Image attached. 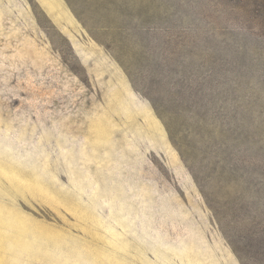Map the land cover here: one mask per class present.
I'll use <instances>...</instances> for the list:
<instances>
[{"label": "rangeland", "instance_id": "obj_1", "mask_svg": "<svg viewBox=\"0 0 264 264\" xmlns=\"http://www.w3.org/2000/svg\"><path fill=\"white\" fill-rule=\"evenodd\" d=\"M0 215L53 237L0 264H264V0H0Z\"/></svg>", "mask_w": 264, "mask_h": 264}, {"label": "bare ground", "instance_id": "obj_2", "mask_svg": "<svg viewBox=\"0 0 264 264\" xmlns=\"http://www.w3.org/2000/svg\"><path fill=\"white\" fill-rule=\"evenodd\" d=\"M0 227L3 228L2 232H0V260H3L5 257L3 256V252H6L7 245H5V240H12L15 243L22 244V239L31 235H34L36 238L44 237L48 241L52 240L53 237L51 235H46L42 232V230L36 229L34 227L28 225H20L11 219H5L0 215ZM29 234V235H28ZM49 234V233H47ZM37 239V240H38Z\"/></svg>", "mask_w": 264, "mask_h": 264}]
</instances>
